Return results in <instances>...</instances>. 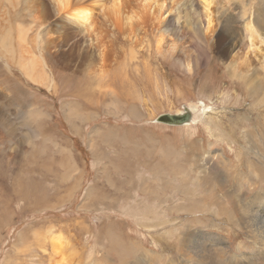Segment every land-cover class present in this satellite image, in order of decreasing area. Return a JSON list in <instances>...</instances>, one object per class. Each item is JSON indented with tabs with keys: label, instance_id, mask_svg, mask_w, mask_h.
Listing matches in <instances>:
<instances>
[{
	"label": "rangeland",
	"instance_id": "374dc122",
	"mask_svg": "<svg viewBox=\"0 0 264 264\" xmlns=\"http://www.w3.org/2000/svg\"><path fill=\"white\" fill-rule=\"evenodd\" d=\"M203 1L165 0L175 55L191 70L165 59L148 27L109 43L105 92L82 64L32 41L56 88L0 59V264H264V0H212L208 36ZM45 24L53 53L83 39L88 20L66 25L76 35ZM193 104L196 121L156 120Z\"/></svg>",
	"mask_w": 264,
	"mask_h": 264
},
{
	"label": "bare ground",
	"instance_id": "6f19581e",
	"mask_svg": "<svg viewBox=\"0 0 264 264\" xmlns=\"http://www.w3.org/2000/svg\"><path fill=\"white\" fill-rule=\"evenodd\" d=\"M89 1L90 0H0V59L4 62L3 65L7 69L20 67L23 69V75L28 76L32 82L36 84H47V88L49 89H51L52 86L56 88L57 80L54 75L55 73L51 68L50 62L46 58V54H42L44 56L43 59L38 52L29 48L28 42L32 41L31 44L33 46H36L39 50H45L47 54L54 58V60L56 59L57 62L61 61L62 63L69 65L71 64L69 62L73 60L74 62H79V67L82 64L83 66L81 67H84L82 72L92 78V83L89 80L87 82L89 86H94V89L97 88L100 92H105L106 90L103 88L110 84L107 75L111 72L110 68L114 67V64H112L113 61L109 58V56L113 55L109 43H116V37H118L117 34H125L127 37L133 35L132 37H134L138 30L140 32V30L148 27L145 32H151L154 35L157 51L165 59L174 62L177 66L183 69H192V67H190L189 64H186L181 57L177 58L175 55V51L178 52V47H176L177 44L172 40L173 35L170 30V19L166 21L167 18L164 16L168 12L165 0ZM99 1L101 2L99 3ZM211 1L212 0L203 1L207 17L206 30L202 31L205 36L214 34L217 26L215 13L210 7ZM89 3L93 8H96L95 11L86 13L88 8L86 11H82L85 9L82 6L88 5ZM105 5H107L106 10H101L100 8L102 6L105 8ZM98 10H100V17L96 14V11ZM24 15L33 19L31 23H27L29 25H26L23 21L17 23L14 22V19H21ZM52 19H55V21L62 25L59 30L66 32L73 31V35H76L78 32V30H76L77 27L72 28V30L67 28L66 25L69 23H75L82 26L83 20L87 19L88 26L87 29L84 28L86 31L82 33L84 30L82 28L81 32L77 33L82 37L84 36V38L81 39L80 37L75 36V39L77 40H74L73 45H61L57 47V52L53 51L52 53L50 39L46 37L47 34H45V30L42 29L46 26L45 23L50 22ZM37 25H39L37 29L38 32H36V34L34 33L35 35H32V31H34V28H36ZM112 25L116 28L117 33L111 28ZM150 27H152L151 30ZM89 31L96 34L91 42L87 39V33H89ZM145 32L143 33L142 31L143 34H145ZM247 32L252 37L255 35L251 23L248 25ZM138 35L140 36V34ZM93 41L95 42L94 44H92ZM17 43L20 44V47L15 48ZM147 44L150 45V43ZM92 45L96 46L94 47ZM236 46V44L228 45V48H230L226 51L228 56H230L231 52L236 49ZM63 48L66 49L63 50ZM260 50L261 46L258 47V52L262 53ZM54 52H62V58H59ZM66 55H69L71 60L68 58L69 56ZM121 56H123V53ZM237 57L238 59H241L242 64L246 66L252 65V57H250L249 52L245 51V48L238 49ZM74 62L72 63L74 64ZM261 64L264 67V60H261ZM46 67H48V69H46ZM82 69L83 68H81V70ZM114 81H116L115 77ZM6 94L7 93L4 90H0V100L4 97L6 98ZM189 109L192 110L194 114L193 119L196 121L199 106L193 104ZM1 110L3 109L0 105V112ZM2 112L4 113V111ZM33 112L37 113V110H33ZM182 113H184V110L180 111L178 114ZM3 118L6 120L5 117ZM60 238L62 237L60 236ZM60 238L56 237L52 239L56 241L58 248H63L64 243L61 244L59 241ZM118 238L111 236L112 244L116 247H122L124 251H126L125 248L127 249V246L124 248ZM128 248L130 249V247ZM131 262L132 256L124 260L125 264H131Z\"/></svg>",
	"mask_w": 264,
	"mask_h": 264
},
{
	"label": "water",
	"instance_id": "95a60500",
	"mask_svg": "<svg viewBox=\"0 0 264 264\" xmlns=\"http://www.w3.org/2000/svg\"><path fill=\"white\" fill-rule=\"evenodd\" d=\"M193 113L190 109L185 108L184 113L182 114H163L159 116L156 120L157 122L166 123L172 126H182L185 123H189L192 121Z\"/></svg>",
	"mask_w": 264,
	"mask_h": 264
}]
</instances>
